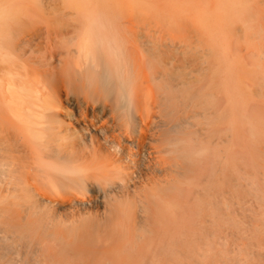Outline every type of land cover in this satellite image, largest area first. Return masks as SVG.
<instances>
[{
	"label": "bare ground",
	"instance_id": "6f19581e",
	"mask_svg": "<svg viewBox=\"0 0 264 264\" xmlns=\"http://www.w3.org/2000/svg\"><path fill=\"white\" fill-rule=\"evenodd\" d=\"M23 1L0 0V264H168L155 234L206 157L211 196L228 189L226 209L238 190L264 205L260 24L243 51L190 50L180 37L137 32L134 0H61L77 18L31 17ZM205 2L235 15L264 5ZM240 56L253 69L237 76ZM236 154L253 177L235 169ZM173 253L179 264L177 244Z\"/></svg>",
	"mask_w": 264,
	"mask_h": 264
},
{
	"label": "rangeland",
	"instance_id": "374dc122",
	"mask_svg": "<svg viewBox=\"0 0 264 264\" xmlns=\"http://www.w3.org/2000/svg\"><path fill=\"white\" fill-rule=\"evenodd\" d=\"M29 1L28 0L23 1L26 2L27 4V9L26 10L24 9L23 12H25L26 15H29L31 17L39 18L42 15L44 17H48V16L61 17L68 15L69 13V15L77 18L75 11L67 9L64 5H62L61 0H42V1L36 0L40 4L42 3V6L44 7L42 11L39 10L37 7H35L36 5L31 4V3L34 4L33 0H29ZM46 1L47 2L49 1V4L48 3L46 4ZM205 1L201 2L200 0V2H198L200 4H196L197 1H194L196 3H193V1L190 2L188 1V3L187 1H182L179 3L174 2L173 4L171 1L167 2V0H159V1L141 0L139 3L137 0H134L130 7V13L129 11L127 12L128 9L123 12L127 14L129 13L130 18L136 19L135 20L136 22L137 20L142 22V26L143 24H145L141 28L140 25L141 23L137 22L139 24V29H138V25L136 26L135 24V27L137 28L135 29L134 27V31L138 29L137 32L140 31V33H145V34L148 33L149 35L154 34L155 36L165 35L164 37L166 36L173 37L176 40L182 39L183 42L179 40L181 45L184 44L185 46L182 47H184L185 49L188 48L190 50H194V49L207 50L210 48V50L224 52V51L232 50L233 48H234L233 50H235L237 46L238 47L240 46V49H242L249 44L245 39L247 34H248L247 37H249L250 35L251 36L256 35L255 28L258 27V24H260L261 26L263 25L262 26L263 28L261 26L258 28L259 30L262 31L264 29V19L263 21H261L262 18H260L261 15L264 18L263 4L259 5L253 2H249L245 6V12L242 14H237L238 15L237 16L235 15L236 14L235 12L234 13L232 12V8L229 4L224 5L222 2L221 5L223 6H217L221 2L218 3L216 2L209 5L210 2L206 3ZM185 2L187 3V6L182 5V3ZM191 2L192 5H189V3ZM249 5H250V9H248ZM178 6H180V8ZM193 6H196V8ZM197 6H200L199 7L200 9L197 8ZM204 8H207V10L211 9L210 11L208 10V12L205 11L207 13L212 11L211 16H209L210 13L204 14ZM215 8L217 11L220 9V11L224 10V12L217 14L216 11L214 12ZM180 9L182 10L180 11ZM205 15H206V19L204 18ZM207 16L210 19H208ZM213 17L215 18L213 19ZM213 22L216 24H213ZM229 25L231 29H229ZM237 25L240 28H238ZM259 30H257V32L260 33L261 31ZM215 31H219L222 35L219 32H215ZM216 33L217 35H215ZM218 33L222 37L218 36L219 35ZM261 34L264 35L263 33H260L259 35ZM238 36L239 37L241 36L240 37L241 39ZM177 37L180 38L178 39ZM233 44L234 46H232ZM236 59L238 60V62L236 61V66L238 67H233V71L235 75L240 76L243 73L250 72V70L252 71L253 64H251L252 62L250 61L249 57L243 60L240 56ZM250 64L251 67L249 66ZM209 79H210L209 75L204 76V80L206 82ZM205 88H208V82ZM257 106L258 108H262L261 104H258ZM236 151L237 154H239L238 147L236 148ZM209 162L210 164H208ZM211 163L212 162L209 160V158L206 157L203 161H199L193 167L192 172H190L188 176H186L187 185L185 187L187 186L188 187L183 188L184 191L182 190V193L176 200L177 203L178 201H180L179 204H181L182 202L183 206L179 205L181 211L178 209L177 214L175 213L171 214L170 212L164 214V219L162 221L164 224H166L163 226V228L165 229H162L163 231L161 233L160 232L158 233L160 236L158 234H155V238L152 244L155 246V248L157 247L156 249L159 255L161 256L162 260H164V262H167L168 264L175 263L176 261L173 253L175 244H177L181 255L178 258L179 264H264V205L262 204L263 201L257 203L250 196L244 197L242 195V192L238 190L236 191V199L239 202L238 205L237 206L232 205L230 208L226 209L223 203L228 197V194L226 193L228 189L222 191L221 193L222 195H220L217 199L211 196V194L213 193L212 185L210 183L211 182L210 174L212 167ZM246 165H247L246 174L248 175L247 178H251L253 177L254 172L248 166L247 160H245L241 155L239 156L237 155L235 169L236 168L239 169L240 167H245ZM196 168L200 171L197 172L198 170ZM185 190L188 191L187 194H185L186 192ZM182 194H184L183 195L184 197H181ZM180 198L181 200L183 198L184 199L181 201ZM182 209H185L186 211ZM228 210H229V214H228ZM179 213L181 215H179L180 217H177L176 215H178ZM170 214L176 220H173V217H170ZM169 222L171 223L173 222L172 224H174L175 227L171 226L172 224ZM201 222L203 223L202 226H201ZM169 224L171 225L168 226ZM173 228H176L177 231L176 229ZM166 229L171 233L170 235L169 233H166L167 232ZM209 233L211 236H209ZM124 235L126 234L124 233ZM174 236H176V238ZM155 239H157L156 240L157 242L155 241ZM125 240L126 237L118 238L114 240L113 245L121 246ZM205 251H208V253L207 252L205 253ZM199 252H201L203 256H201Z\"/></svg>",
	"mask_w": 264,
	"mask_h": 264
}]
</instances>
